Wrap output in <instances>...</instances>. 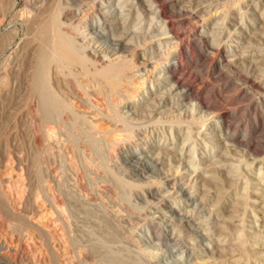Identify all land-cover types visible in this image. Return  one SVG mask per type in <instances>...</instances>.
I'll return each mask as SVG.
<instances>
[{
	"label": "rangeland",
	"instance_id": "obj_1",
	"mask_svg": "<svg viewBox=\"0 0 264 264\" xmlns=\"http://www.w3.org/2000/svg\"><path fill=\"white\" fill-rule=\"evenodd\" d=\"M56 11L122 91L72 66L92 112L49 69L71 107L42 123L34 36ZM0 264H264V0H0Z\"/></svg>",
	"mask_w": 264,
	"mask_h": 264
},
{
	"label": "bare ground",
	"instance_id": "obj_2",
	"mask_svg": "<svg viewBox=\"0 0 264 264\" xmlns=\"http://www.w3.org/2000/svg\"><path fill=\"white\" fill-rule=\"evenodd\" d=\"M59 13H60L59 11H56L55 13L52 12L50 14V17L46 21H43L42 23H40L37 26V28L35 29V36L34 37H35V40L38 44L36 47V53H35L36 56L34 59V64L32 66L33 69H32V72L30 73L29 87L28 88H29V95L31 97H35L38 100V106H39V109L41 111V118L43 120L42 123L43 122L49 123L50 121L57 119V117H59L62 114V112L65 113V109H67L68 107H71V106H68V104L66 103L67 101L64 102L62 99L60 100L58 98V95L54 90L55 88H53L54 85L52 86L51 85L52 83L50 84V80L48 77V73L50 72L49 69L52 71L53 80H54L55 84H57L60 88L63 87L64 90H65V88H67V89H69V91L70 90L74 91V93L70 92L71 94H76L78 92V93H80V95H82L81 97H83V98L86 97V98L92 99L91 103L88 104V108H86L88 110H91L93 107L95 108L96 105L101 106L102 103L99 101V99H96V97H98L97 95H96V97H94L95 96L94 94H93L94 96H92L90 94V92L85 90V87L82 84H77L76 82H74L76 80H73L74 75L71 74V72H72L71 67L72 66L77 67L81 71V73H82L81 75L84 76V78L88 77L90 75L92 78H94V81L98 85H102L101 88H98L99 90H101V92L103 94L102 97L104 95H109V94L113 95L114 93L120 92V90H121V89L119 90L120 79L118 77H121V73L124 71V70H121L124 65L119 64V63H121V61L118 63L119 65L116 63H109V65H102L101 67H99V66L96 67L95 61L85 57L84 55H80V53L78 52V50L75 46V43L72 41V39L70 40L69 38L66 39L65 37H62L60 35V33H58L59 30L58 31L55 30V28H56L55 25L58 24L57 17L59 16ZM115 46L117 47V50L115 49L114 51H120V53H122V54L123 53L126 54V53H129L131 51V53L129 55V57H130L129 61H131V59H133V57H136L135 56L136 54L134 53V51L131 48H130L131 49L130 51L128 50L129 52H126L128 48L121 46L119 41L116 42ZM121 57H123V55ZM200 57L202 58V56H200ZM124 60H122V63ZM87 63L92 65L91 69H89ZM140 64H144V63L140 62ZM134 65H136V63H134ZM176 70L177 69L175 67L169 66L167 73L170 75L169 77L173 78V81H172L173 87L178 89V92H181L183 97L187 98L188 96H190L192 94V92H191L192 89L190 86H188L189 84L186 85L184 83V77L183 76H181V77H175L174 76L176 73ZM122 76H124V75H122ZM174 77H175V80H174ZM64 90L62 89V91H64ZM62 91H60V92H62ZM127 94H128L127 95V97H128V96H131L132 93H127ZM115 95L117 96V94H115ZM87 101L88 100H86L85 102H87ZM26 104H27V102H26ZM200 105L203 109L205 108L204 104H202L201 102H200ZM94 108L92 109L93 111H94ZM96 108L98 109V107H96ZM97 109H95V110H97ZM106 109H107V107H106ZM66 111H68V110H66ZM110 111H112V110H110ZM66 113H68V112H66ZM87 113L89 114V112H87ZM95 113L96 114L94 115V118L99 116V114H100L99 111H95ZM90 114L92 115V113H90ZM110 114L111 113H109V115ZM91 117L93 118V116H91ZM219 118L223 119L222 115L219 116ZM95 120L96 121L94 122V124L91 123L90 125L92 126V128L94 127L96 129V126L98 127V125H97L98 123L96 124V122L98 120L97 119H95ZM85 122H87V121H85ZM87 125H89V124H87ZM41 133H42L43 138L46 140L52 138L53 134H54V132L52 131V128L50 129L49 127L44 129ZM124 137H125V135H124Z\"/></svg>",
	"mask_w": 264,
	"mask_h": 264
}]
</instances>
